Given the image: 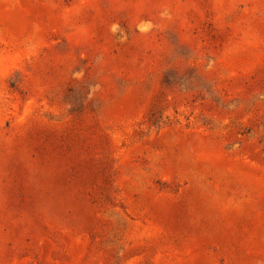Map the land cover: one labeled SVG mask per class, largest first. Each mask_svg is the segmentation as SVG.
<instances>
[{
	"label": "rangeland",
	"instance_id": "obj_1",
	"mask_svg": "<svg viewBox=\"0 0 264 264\" xmlns=\"http://www.w3.org/2000/svg\"><path fill=\"white\" fill-rule=\"evenodd\" d=\"M0 264H264V0H0Z\"/></svg>",
	"mask_w": 264,
	"mask_h": 264
}]
</instances>
